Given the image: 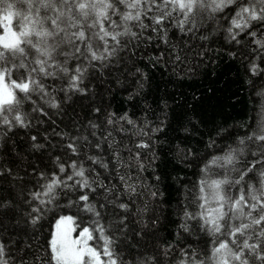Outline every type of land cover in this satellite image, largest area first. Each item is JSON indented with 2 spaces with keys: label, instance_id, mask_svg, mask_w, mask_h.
<instances>
[{
  "label": "snow or ice",
  "instance_id": "obj_1",
  "mask_svg": "<svg viewBox=\"0 0 264 264\" xmlns=\"http://www.w3.org/2000/svg\"><path fill=\"white\" fill-rule=\"evenodd\" d=\"M173 26L189 41L193 37L208 40L219 28L227 33L230 44L250 49H241L240 53L248 59L247 72L264 79V0H0V129L6 134L17 127L28 128L35 117H30L27 106L33 113L50 116L45 104L60 108L53 94L57 80L65 82L61 91L83 93L86 89L79 85L90 67L111 62L145 34L150 40L154 32L167 43L168 29ZM229 54L237 55L232 51ZM175 59L180 61L181 55L177 53ZM249 82L256 97L252 100L254 115L235 146L226 144L217 150L218 141L210 134L208 146L213 151L195 165L189 160L196 155L193 149L176 148L178 155L183 154L181 163L199 167L195 184L184 186L187 203L178 212V227L184 233L203 231L210 235V251L197 250L191 241L179 249L161 241L160 249L146 248L130 253L128 258L121 257L116 242L127 228L131 205L142 195L148 198L140 172L146 170L148 153L151 160H147V167L157 158L153 143H159V137L154 140L153 133L161 132L164 123L141 125L125 113L110 114L107 123L115 126L120 122V126L100 137L112 147L113 160L86 153L85 148H102L100 143L93 145L88 136L82 141L80 137L68 138L66 155L77 159L62 161L56 157L59 170L50 175L40 173L39 189L30 193V200L26 198L28 222L34 229L46 213H53L49 235L43 243L29 242L15 252L0 241V264H264V86L257 89L254 82ZM125 123L139 127L147 137L139 139L135 148L147 149L148 153L128 148V158L121 155L114 132H127ZM31 140V147H45L37 135ZM246 149L253 158H240ZM86 162L97 167L86 166ZM100 167L120 169L117 175L121 188L105 184ZM2 175L4 170L0 168ZM154 178L161 180L158 174ZM91 193L103 194L104 202ZM125 193L128 200L123 198ZM150 195L162 198L163 192L152 190ZM109 204L124 214L113 211L112 222L105 223L101 209ZM80 213L90 221L87 226L77 222L82 219ZM150 222L156 224L158 218L153 216Z\"/></svg>",
  "mask_w": 264,
  "mask_h": 264
},
{
  "label": "trees",
  "instance_id": "obj_2",
  "mask_svg": "<svg viewBox=\"0 0 264 264\" xmlns=\"http://www.w3.org/2000/svg\"><path fill=\"white\" fill-rule=\"evenodd\" d=\"M176 33L169 31L166 45H160L157 36L150 40L144 37L139 43L131 42L123 49L122 54L100 69L99 73L92 67L93 71L85 74L79 85L86 89L83 95H68L67 89L61 91L64 81L57 80L53 94L60 103V108L51 109L45 104L44 107L51 115L41 116L38 112L31 113L29 106L30 117H35L31 122L34 126L27 130L14 128L10 136L0 135V168L4 170V175L0 176V203L5 205L0 207V240L6 242L13 252L18 247L26 248L29 242L43 243L47 237L53 213L48 212V216L38 224V228L31 229L27 217L30 207L26 198L39 187V174H48L54 169L52 161L56 157H60L62 161L69 159V153L66 155V144L70 136L80 137L81 141L84 136H88L93 145H102L105 155L96 151L94 146L85 148L86 153L113 160L112 147L107 141L100 139L108 130L114 127L118 129L120 126V122L115 126L107 123L110 114L123 116L127 113L134 121L147 126L164 121L163 130L153 133V139L159 137V143H153L157 158L152 161L151 167H147L151 154L147 149L140 150L142 153H148L146 170L140 172V177L148 186H155L149 190L146 188L144 193L149 198L150 190L163 192L162 198L158 196L161 205L148 207V198H138L131 205L135 211L128 212L126 229L143 232L141 229L146 223H138L155 216L161 223L159 229L162 231L161 239L164 244L176 241L177 232L183 233L178 227V212H181L187 203L184 186L195 184L199 167H187L181 163L183 154H177V146L190 147L195 151V156H189V160L195 165L213 151L208 146L210 134L218 141V149L224 141H231L235 135L245 133L250 123L249 118L254 115L251 111L254 107L252 100L256 99L249 81L254 82L258 89L264 79L255 80L256 77L247 72L248 59L240 53L241 49L245 52H250V49L227 43L219 28L205 41L194 37L189 41L188 36H179ZM230 51L236 52L237 55H230ZM177 53L181 55L180 61L175 59ZM116 81L132 87V97L129 101H118V94L122 92L115 90L111 84ZM105 82L111 91L112 100L109 102L101 98L108 91L104 88ZM140 114L146 118L141 119ZM148 122H151V125ZM93 124L97 127L93 128ZM124 128L128 130L127 135L133 133L137 138L131 140L124 132L123 135L122 132H114L116 147L127 159L128 148L139 151L135 148L136 142L147 137L143 136L139 127L125 123ZM185 128L189 131L186 132ZM217 132H220L219 136ZM32 133L47 134L58 140L56 150L51 147L47 150L42 148L41 152L34 153V163L30 162L28 145H23L24 138H31ZM224 137L229 139L224 140ZM250 148L255 149L256 146L251 145ZM116 171L112 170V179H105L104 183L121 188L116 181ZM155 174L160 175V181L155 180ZM22 176L25 178H20ZM92 196L104 202L103 194L97 196L94 193ZM187 196H191V192H188ZM123 198L128 200L126 193ZM190 207L195 208V205ZM113 211L124 214L119 208L113 209L111 204L107 209H101L102 214H112ZM142 216L148 217L139 219ZM125 231L119 235L123 240L121 245H118L123 254L136 248L145 251L146 248L151 250L154 247L153 241L149 239H144L139 245L137 243L140 242L134 239L132 243H126V237L123 235ZM191 239L187 238L186 241Z\"/></svg>",
  "mask_w": 264,
  "mask_h": 264
},
{
  "label": "bare ground",
  "instance_id": "obj_3",
  "mask_svg": "<svg viewBox=\"0 0 264 264\" xmlns=\"http://www.w3.org/2000/svg\"><path fill=\"white\" fill-rule=\"evenodd\" d=\"M20 7H22V5H18V8H20ZM220 30V29H219ZM169 31H172V32H174V31H176L177 33V35H182L181 33H180V31L177 29V28H175V27H170L169 29H168V38H169ZM220 32L223 34V36H224V38H225V41L227 42V43H229L228 42V39H227V33H225V32H223L222 30H220ZM153 34V35H152ZM151 35H152V38L153 37H156L157 36V34L156 33H151ZM182 36H185V35H182ZM144 37H147V34H145V36ZM194 38H197V37H194ZM200 40V39H199ZM157 41L159 42V44L160 45H166L167 43H165L164 42V39H157ZM152 42V41H151ZM233 45H235L234 43H232ZM235 46H238V47H240V46H242L243 47V45H235ZM122 52H123V50H121L114 58H113V60L114 59H116L120 54H122ZM112 60V61H113ZM111 61V62H112ZM109 62H105L104 64H99L98 66H96L95 67V72L97 71L98 73H99V70L100 69H102V68H104L105 67V65H107ZM257 63H259V61H257ZM93 69L94 68H92V67H90L89 68V70L85 73V74H88V73H90L91 71H93ZM254 77H256V76H254ZM260 78H258V77H256L255 78V80H259ZM49 83H52V81H49ZM55 83H58L57 81L55 82ZM65 83V82H64ZM114 87H115V90H117V91H119L120 90V92H122V94H118V101L120 102V103H123V102H126V101H129L130 100V97H132V96H130L131 94H132V87H130L129 85H127V86H125V85H123V84H121V83H119V82H114V83H111ZM253 86V83H250V86ZM262 86H264V82L258 87V89L260 88V87H262ZM104 88H105V90L107 89L108 91H107V93H104L103 94V96H101V98L103 99V101H105V102H109V101H111L112 100V97H111V91H110V89L108 88V86H107V83L105 82L104 83ZM67 94L68 95H73V96H78V95H83V94H85V92H83V93H81V92H79V91H75V90H68L67 89ZM56 110V109H55ZM31 113H33V112H31ZM39 114V113H38ZM141 115V114H140ZM129 116V115H128ZM141 119H145L146 117H145V115H141V117H140ZM34 125H31L30 124V126L29 127H33ZM28 127V128H29ZM18 128V127H17ZM16 128V129H17ZM28 128H21V129H24V130H27ZM19 129H20V127H19ZM135 129V128H134ZM12 132V131H11ZM11 132H7L6 134H5V132L3 131V129H0V135L2 136V135H7V136H10V135H12V133ZM125 134H126V132H124ZM245 133L243 132V133H239V134H237V135H235L234 137H233V139H231V141H227V142H223V144H221L219 147H218V149L220 148V147H223L224 145H226V144H233L234 146H235V144L238 142V140H237V138L238 137H240V136H243ZM32 135H37L36 133H32ZM121 135H123V133H121ZM127 135V134H126ZM38 136V141L40 142V143H43L44 145H46V147H44L46 150L48 149V148H50L51 147V149H57V145H58V140H54L53 138H51V136H49V135H47V134H40V135H37ZM131 140H133V139H137L136 137H135V135L133 134V133H129L128 135H127ZM24 138V137H23ZM25 141V142H24ZM24 141H23V145H28V149H29V155H30V162H32V163H34V158H36V154L37 153H39V152H41L43 149H35V148H33V147H31V145L34 143L32 140H31V138H29V139H27V140H25V138H24ZM131 144V143H130ZM0 145H1V142H0ZM49 145H51V146H49ZM240 147H244L243 145H241ZM96 149V148H95ZM217 149V150H218ZM139 151L140 150H142V149H138ZM251 150H255L254 148H251ZM96 151H98L97 149H96ZM248 149H246L245 150V155L244 156H242V157H240L241 159H251V158H253V157H250L249 155H248ZM98 152H100V153H102L103 155H105L104 154V149L103 148H101V150H99ZM34 153H36V154H34ZM68 157L70 158L71 157V159H77V157H75V156H71V154L69 153V155H68ZM103 159L105 160L106 159V157H103ZM0 162H1V157H0ZM53 162V164L55 165L54 166V169L53 170H51V171H49L48 172V174L50 175L52 172H54V171H58L59 169H58V167H57V161L56 160H54V161H52ZM52 164V165H53ZM86 164H88V166L90 165V162H86ZM51 165V166H52ZM50 166V167H51ZM90 167H97V166H94V165H90ZM118 170H120V169H118ZM117 170V171H118ZM126 170V169H125ZM39 171V170H38ZM117 171H116V181L117 182H119V184L121 185V182H120V180H119V176L117 175ZM213 171L214 172H218V171H220V169L219 168H213ZM37 172V171H36ZM99 172L102 174V176H101V179L104 181L105 179L106 180H111L112 179V170L111 169H104V168H102V167H100L99 168ZM93 175H95V173H93ZM199 175V174H198ZM20 178H25L24 176H22V177H20ZM42 182V181H41ZM143 185H144V192H145V190H146V188H148V190L149 189H152L150 186H148L147 185V183L146 182H143ZM39 189V187L37 188L36 187V189H34V190H38ZM33 190V191H34ZM152 190H150V192H151ZM92 195L94 194V193H91ZM143 196V195H142ZM141 197V196H140ZM139 197V198H140ZM62 199L64 198L63 196L61 197ZM29 200H30V195H29V198H28ZM129 199V198H128ZM146 203H147V205H148V207H155V206H160L161 205V202L158 200V197H156V198H153L150 194H149V198H148V200L146 201ZM134 208H132V207H130V209H129V211H131L132 212V210H133ZM51 214H52V212H50ZM57 214H59V210H58V212H57ZM103 215H104V217H105V223H111L112 222V214H109L108 212H106V213H103ZM48 216V213H46L45 214V218ZM80 216H81V218L83 219H81V220H79V221H77L78 223H80L81 224V226H87L89 223H90V221L87 219V217H86V214H84V213H80ZM146 217H148V216H142V217H140L139 219H146ZM151 218V217H150ZM150 218H147L144 222H142V223H138L139 225H143L144 223H146V224H148V227H143L141 230L143 231V232H133V231H131V230H128V229H126V231H125V233L123 234L126 238H125V242L126 243H132V240L134 239V240H136L137 242H140V243H137V245H139V244H141L143 241H144V239H149V240H152L153 241V246L156 248V249H160V247H161V244H160V242L162 241V239H161V233H162V231H161V229H159V227H160V222L158 221V223H156V224H152L150 221H148ZM52 219H53V217L51 218V220L49 221V225H48V227H49V229L50 228H52V223H51V221H52ZM139 219H138V221H139ZM43 221V220H42ZM193 224H195V222H192ZM28 224H29V226L31 227V229H34V227L28 222ZM38 226L39 225H37L36 226V228H38ZM197 227V229H198V225L196 226ZM49 229H48V234H47V236L49 235ZM193 237V239H191ZM176 238H177V240L176 241H174L173 243H170V244H173V245H175L176 247H177V249H179V247L180 246H182V245H187L188 244V242L189 241H191V243H192V246L194 247V248H196L197 250H199V251H201V252H203V251H210V249H211V247H212V244H211V241H212V237L210 236V235H208L207 233H205V232H203V231H194V233L193 234H189V233H180V232H177V234H176ZM191 239V240H187L186 241V239ZM122 240H123V238L120 236V237H118V240H117V242H116V246L118 247V245H121V243H122ZM0 241H2V240H0ZM44 242V241H43ZM96 243V242H95ZM99 243H102V242H99ZM34 244L36 245V244H39V242H34ZM135 244V243H134ZM152 244V243H151ZM153 247V248H154ZM137 251H139V252H144V251H142V249L141 248H136V249H134V250H130L129 251V253H125L124 252V254L122 253L123 251L121 250V257H123V258H128L129 257V254L130 253H136Z\"/></svg>",
  "mask_w": 264,
  "mask_h": 264
},
{
  "label": "rangeland",
  "instance_id": "obj_4",
  "mask_svg": "<svg viewBox=\"0 0 264 264\" xmlns=\"http://www.w3.org/2000/svg\"><path fill=\"white\" fill-rule=\"evenodd\" d=\"M29 107V106H28Z\"/></svg>",
  "mask_w": 264,
  "mask_h": 264
}]
</instances>
